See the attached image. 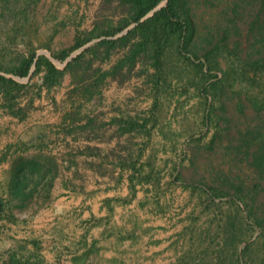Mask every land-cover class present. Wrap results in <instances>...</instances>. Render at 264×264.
Segmentation results:
<instances>
[{"label": "trees", "instance_id": "trees-1", "mask_svg": "<svg viewBox=\"0 0 264 264\" xmlns=\"http://www.w3.org/2000/svg\"><path fill=\"white\" fill-rule=\"evenodd\" d=\"M163 1L101 0L91 27L81 28L78 24L70 46L56 51L49 48L55 59L64 62L73 51L97 39L60 68L47 54H38L37 47L27 40L30 14L40 0H0V29L7 27L9 41L25 46L24 51H17L9 60L0 59V107L24 119L35 108L34 101L44 90L50 92L62 85L65 75L70 74L71 108L65 115L70 123L57 125L56 132L72 135L88 128L94 130L97 116L82 115L81 108L94 97H101L110 79L123 84L135 75L147 73L148 82L158 94L169 87L165 83L176 75L171 62L175 57L183 69L190 70L192 76L188 83L204 105L202 122L207 130L203 134L190 133L192 142L202 143L211 126L217 128L215 111L228 92L243 94L252 108L262 114L264 0H250L255 12L246 32V46L243 45L245 40L238 38L231 42L227 30L220 38L213 29L207 34L199 33L189 0H166L148 15ZM241 1H233L235 9ZM129 26L132 27L120 35ZM44 47L48 48V44ZM33 65L35 68L31 71ZM37 75L39 80H34ZM16 76L29 78L21 81ZM154 117L152 113L113 119L122 124V131H134L147 137L136 157L119 162L122 171H129L130 196L116 200H132L136 185L147 183L152 186L156 207L166 212L171 202L162 201V198L171 186L182 185L189 192L193 209L187 214L188 221L181 232L187 245L171 264H264V119L239 130L237 146L245 150L249 170L227 174L224 187L186 182L174 163L166 173L169 160L160 166L158 153L167 151L168 146L175 148L178 138L186 132L165 130L161 126V140L152 144L150 139L155 125L150 122L157 123ZM82 121L84 123H80ZM101 125L104 124L100 122ZM218 131L219 127L206 145L214 143ZM49 135V127L44 126L36 137L6 147V153L12 151L16 156L7 177L6 192L0 194V237L9 236L10 224L17 223L16 209H25L33 202L40 206L51 197L61 163L51 150ZM31 148L35 150L32 153L29 152ZM69 155L74 154L69 152ZM167 175L169 178L164 181ZM200 218L204 219L202 225L197 224ZM30 241L22 240L15 249H9L6 264H43L39 251L27 247ZM33 244L36 246L37 242Z\"/></svg>", "mask_w": 264, "mask_h": 264}, {"label": "crops", "instance_id": "crops-1", "mask_svg": "<svg viewBox=\"0 0 264 264\" xmlns=\"http://www.w3.org/2000/svg\"><path fill=\"white\" fill-rule=\"evenodd\" d=\"M110 84L122 85L110 79L101 95L106 94ZM70 87L71 76L66 74L62 85L50 92L44 90L35 99V108L24 119L0 107V194L6 192L7 177L16 156L12 151L6 153V147L36 137L44 126L49 127V144L61 163L50 199L40 206L33 202L25 209L15 210L17 223L10 224L9 236L0 237L1 263L6 264L7 251L15 249L22 240H32L27 247L39 251L43 264L175 262L185 248L179 237L180 225L170 209L158 210L152 186L137 184L132 200H116L129 197L130 188L129 171H122L119 166L123 158L114 156V152L118 154L115 142L95 141L91 136L89 140H80L77 131L72 135L56 132L57 125L70 123L65 120L71 108ZM124 118L128 117L122 112H111L108 121L100 120L104 124L101 126L120 124L113 119ZM120 127L122 130V124ZM34 151L31 148L29 152Z\"/></svg>", "mask_w": 264, "mask_h": 264}, {"label": "rangeland", "instance_id": "rangeland-1", "mask_svg": "<svg viewBox=\"0 0 264 264\" xmlns=\"http://www.w3.org/2000/svg\"><path fill=\"white\" fill-rule=\"evenodd\" d=\"M233 1L189 0V5L199 33L207 34L213 29L216 37L220 38L227 30L231 42L238 38L245 40L243 45L246 46L248 44L246 32L253 19L255 7L250 0H243L239 3L238 9H235ZM100 2L101 0H40L30 14L31 23L26 27L27 40L37 47L38 53L47 55H52L49 48L56 51L70 46L74 41L78 24H81V28L92 26ZM12 19L13 17L9 19L10 24L13 22ZM6 28L0 29L1 60H9L17 51L25 50L24 43L14 45L9 41ZM45 44H48V48L44 47ZM171 62L174 64L176 75L165 83L169 87L158 94L155 93L151 82H148L146 73L135 75L122 85L110 84L106 94L101 95L96 101L84 104L81 114L97 116V127L94 130L88 128L77 131V137L80 140H89L91 136L95 141H114L118 152V154L114 152V156L130 160L137 156L147 137L134 131L123 132L117 122L106 127L99 126L100 120L108 121L111 112H122L126 117L149 116L153 113L157 123L150 122V125H155L150 139L152 144H158L161 140L159 133L161 126H164L165 130L186 132L178 138L175 148L168 146L167 151L158 153L160 166L164 165L165 160H169L166 173L170 172L171 164L174 163L186 182L226 187L224 179L227 174L234 175L249 170L248 161L244 156L245 150L237 146L239 130L261 122L264 119V112L262 114L256 112L243 94L228 92L223 95L222 103H218L215 111L219 131L214 143L206 145L217 129L216 125L211 126L202 143L192 142L190 133L203 134L207 130V126L202 122L204 105L193 86L188 83L189 76H192L190 70L183 69L175 57ZM149 72H152V68ZM20 79L28 80L26 77ZM34 80H39V76H35ZM168 178L167 175L163 180ZM164 200L171 202L169 213L180 225L179 237L186 246L187 239L181 232L188 221L187 214L193 209L189 192L182 185H173L162 198V201ZM203 221L204 219L200 218L197 224L202 225Z\"/></svg>", "mask_w": 264, "mask_h": 264}, {"label": "water", "instance_id": "water-1", "mask_svg": "<svg viewBox=\"0 0 264 264\" xmlns=\"http://www.w3.org/2000/svg\"><path fill=\"white\" fill-rule=\"evenodd\" d=\"M165 3H166V0H164L159 6H157L154 10H152L148 15H151L155 10H157L160 6L164 5ZM148 15H147V16H148ZM147 16H146V17H147ZM131 27H132V26H129L128 28H126L123 32L120 33V35L126 33ZM96 40H97V39H94V40H92L91 42H89V43L85 44L84 46H82V47L76 49L75 51H73V52H72V53L66 58V60H65L64 62H60L59 60L55 59L52 55H48V56L51 58V60H52V61H53L58 67L63 68V67H65V66L67 65V63L72 59V57H74V56H75L76 54H78L82 49H84L85 47H87L89 44H91L92 42H94V41H96ZM38 54H39V53H38ZM34 68H35V65L32 66L31 71H33ZM30 75H31V73L29 74V76H30ZM29 76H27L26 78L28 79ZM15 78L21 80L20 77H17V76H16Z\"/></svg>", "mask_w": 264, "mask_h": 264}]
</instances>
